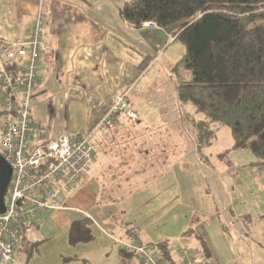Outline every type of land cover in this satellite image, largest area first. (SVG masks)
<instances>
[{
  "label": "crops",
  "instance_id": "0c3cea01",
  "mask_svg": "<svg viewBox=\"0 0 264 264\" xmlns=\"http://www.w3.org/2000/svg\"><path fill=\"white\" fill-rule=\"evenodd\" d=\"M106 3L0 0V40L28 38L38 12L45 16L40 71L43 83L33 107L37 121L45 124L42 104L51 99L60 107L72 103L80 116L93 117V128L110 110L113 97L129 90L127 101L132 94L129 106L138 114L139 123L154 122L169 114L168 100L150 96L152 84L147 83L140 98L133 93L138 79V56L135 52L132 58L123 57L122 46L132 49L133 41L122 39L123 30L110 28L100 16L108 8ZM122 4H117L119 11ZM113 19L115 23L117 19ZM123 23L129 39L147 35L153 45L155 40L163 44L171 38L160 28L135 29ZM141 61L143 70L149 71L142 56ZM0 67L8 69L11 63L0 60ZM174 92L177 95V85ZM119 122L114 144L100 136L90 139L96 155L88 175L72 190H59L56 196L61 207L27 228L24 243L15 252V264H145L137 257L123 254L120 242H138L157 250L158 244L168 241L169 252L177 264L181 247L193 249L200 264H241L235 246H241L242 258L253 261L264 257L260 253V249L264 250V230L258 233L259 219L253 216L264 217L262 181H254L244 169L226 174L238 190H231L232 208L221 207L228 218L229 231L225 230L212 199L208 200V168L199 161L187 162L184 149L168 147L173 145V132L159 125L155 127L161 130L149 134L154 124L127 125L126 118ZM133 133L141 140H131ZM209 148L204 151L205 157L223 164L218 159L220 154L213 158L209 155ZM194 155L199 157L195 148ZM208 164L212 165L211 161ZM228 209L238 218L250 216L255 228L232 222ZM85 218L92 222L94 238L89 243L72 245L70 228L75 221ZM245 227L250 235L244 234ZM202 244L207 246L209 258L205 257ZM27 248L35 252L29 262Z\"/></svg>",
  "mask_w": 264,
  "mask_h": 264
},
{
  "label": "trees",
  "instance_id": "16d2710c",
  "mask_svg": "<svg viewBox=\"0 0 264 264\" xmlns=\"http://www.w3.org/2000/svg\"><path fill=\"white\" fill-rule=\"evenodd\" d=\"M120 15L135 29L153 22L173 42L186 45L179 70L175 68L176 111L182 114L187 108L193 113V117L185 115L193 128L199 163L208 166L204 151L215 144L223 128H228L233 139L230 151H249L254 158L250 165L264 169V0H126ZM227 158L228 152L218 156L224 162ZM228 212L232 222L255 228L250 216L238 218L232 209ZM91 224L88 218L75 221L69 232L70 243L91 242ZM222 226L229 231L226 223ZM250 233L245 227L244 234ZM261 246L264 248V241ZM202 248L209 258L207 246L202 244ZM157 251L166 264H177L168 241L158 244ZM25 253L29 262L35 252L27 248Z\"/></svg>",
  "mask_w": 264,
  "mask_h": 264
},
{
  "label": "built area",
  "instance_id": "2783aa9c",
  "mask_svg": "<svg viewBox=\"0 0 264 264\" xmlns=\"http://www.w3.org/2000/svg\"><path fill=\"white\" fill-rule=\"evenodd\" d=\"M46 20L35 16L30 36L0 42V60L11 63L0 71V154L10 164L13 176L6 195V212L0 214V264H14L25 228L61 206L59 190H72L88 175L95 160L90 143L100 136L111 144L120 127L118 115L136 122L138 114L127 101L128 93L115 95L107 114L86 137L53 133L33 114L35 97L42 89L41 58ZM144 28L157 29L153 22ZM121 250L140 257L145 264H166L155 247L138 242H120ZM179 264H200L191 248L181 247Z\"/></svg>",
  "mask_w": 264,
  "mask_h": 264
},
{
  "label": "rangeland",
  "instance_id": "374dc122",
  "mask_svg": "<svg viewBox=\"0 0 264 264\" xmlns=\"http://www.w3.org/2000/svg\"><path fill=\"white\" fill-rule=\"evenodd\" d=\"M106 1V5L108 8H106V11H102L100 16L102 15L104 21L107 22V25H109L110 28L114 27L117 29L119 27L123 30L121 33L122 39L133 41L131 43L132 49H127L126 47L122 46L124 49L122 50L123 57L132 58V56L134 57L135 52L138 56V79L135 84L136 89H134V87L131 88L135 90L133 93H135L140 98L142 95V91H144V87H147V83H150L152 84L150 89V91L152 90V92L150 96H153L156 100L161 99L163 101L164 99H166L169 101L167 104L169 106V114L167 113L166 116L158 118L154 122L150 123L146 121L140 123H131L127 121V125L137 126L141 124L146 126L148 124H154L151 125V132L149 134L161 130V128H156L155 126L161 125L162 128H167L169 131L173 132L172 136L175 138L171 140V142L173 141V145H168V147H170V149L176 147L184 149L187 156V162H197L199 160V157H196V155H194L195 147L192 138L193 128L186 120L188 116L185 115V113L189 114L190 112L186 108L185 112L180 114V112L176 111L175 108L177 106V95L174 92L175 86L177 85V74L175 68H177V71L179 70L177 65L182 61L184 55L186 54V45L180 41L173 42L171 41V38L163 44H159L160 40H158L157 42L155 40L154 44L151 45L149 43V40L151 39L148 38L147 35L139 37L138 39H129V37H126V33H128V30L123 23L124 20L121 18L120 11L118 10L119 8L117 7L118 3H123L126 0ZM113 17L117 19L115 23H113ZM126 51L128 52V54ZM141 56L146 62V67H149V71L147 72L146 70H143V67H141ZM124 62L125 61L123 60V63ZM142 66H145V64ZM0 70H2L1 67ZM137 83L139 84L138 86H136ZM131 98L132 94L129 96V105L131 103ZM37 105L39 106V104ZM42 105L45 109V111H42L45 115L43 116V122L45 123V125L50 127L53 133H55L56 135L69 134L70 136H87L91 132L92 128H90V123L92 122L93 117L80 116V114L71 106L72 103L65 104L64 107H60L55 104L54 100L48 99L44 101ZM190 114L193 117V113ZM118 118L123 122L124 116L122 114L118 115ZM142 134L145 135V133H140V135ZM131 135V140H141V138H136V133H133ZM147 140L145 142H147ZM232 146L233 139L230 130L228 128H223L222 132L219 135L218 142L215 143L213 147L209 148V155H211L213 158L216 154H223L228 152V158L223 164L219 161L210 159L209 162L211 161L212 165L208 164V166H206V168H208L207 176L209 177V180L207 181V193L210 199L208 200L211 201L212 199L213 202H211L214 203L215 209L220 214L223 223H226V220L228 218L222 213L221 207L232 208L231 190H238V187L235 186V182L227 177L226 174L228 172H233L236 169H244L254 179V181H262V183H264V169L253 168L250 165L252 162H254L252 154L245 149L239 151H230ZM227 161L230 163L227 164ZM262 215L263 214H253L256 219H259V224L261 226V228L259 227L260 230L258 229L259 234H261V231L264 230V217ZM240 247L241 246H235V251L237 252L239 259L241 260V264H264V257H261L260 260L253 259V261H250L247 258H242ZM260 253L264 255V250L260 249Z\"/></svg>",
  "mask_w": 264,
  "mask_h": 264
},
{
  "label": "water",
  "instance_id": "95a60500",
  "mask_svg": "<svg viewBox=\"0 0 264 264\" xmlns=\"http://www.w3.org/2000/svg\"><path fill=\"white\" fill-rule=\"evenodd\" d=\"M13 176L10 164L0 154V214L6 212V195Z\"/></svg>",
  "mask_w": 264,
  "mask_h": 264
}]
</instances>
